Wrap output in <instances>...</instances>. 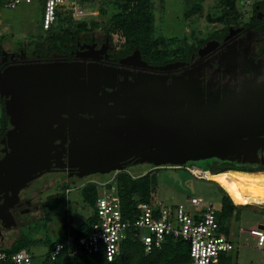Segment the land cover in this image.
<instances>
[{
  "label": "water",
  "instance_id": "obj_1",
  "mask_svg": "<svg viewBox=\"0 0 264 264\" xmlns=\"http://www.w3.org/2000/svg\"><path fill=\"white\" fill-rule=\"evenodd\" d=\"M8 55L2 52L0 66ZM121 63L135 69L59 59L0 69V98L12 124L0 159V194L12 200L1 205L6 227L16 224L10 205L20 191L63 166L65 155L80 178L127 170L130 162H257L264 149V81L221 85L218 77L243 71V64L228 58L226 69L206 81L204 65H152L138 49Z\"/></svg>",
  "mask_w": 264,
  "mask_h": 264
},
{
  "label": "trees",
  "instance_id": "obj_2",
  "mask_svg": "<svg viewBox=\"0 0 264 264\" xmlns=\"http://www.w3.org/2000/svg\"><path fill=\"white\" fill-rule=\"evenodd\" d=\"M185 1L187 3V9L184 13L185 18L203 15L204 2L206 0ZM216 1L218 5L213 7L206 17L210 23H221L226 30L227 26L233 22V19L238 18L242 14L240 8H238L240 6V1ZM115 4V11L105 25L96 19L91 22L86 19L74 20V6L67 4L64 10L58 11L57 22L48 30H44L43 26H41L40 33L33 36V38L36 37V39L32 38V40H35V43L38 44V51H41L43 56H48L51 52H67L69 48L76 44L77 38L81 33L88 31L92 32L102 28L106 34L117 37L116 44L124 54L138 49L143 59L153 65H162L172 61L188 59L191 53L205 42V38L199 36L200 32L194 28L191 33H187L182 37L157 36L153 0H116ZM4 39L5 35L0 36V47H2L1 43ZM0 101L4 104L3 99L0 98ZM1 112L0 130L5 119L8 117H6L3 107ZM209 161L203 169L209 170L212 174H221L227 170L264 172V167L256 169L232 167L223 165L221 161L216 158L213 159V162ZM189 162L195 163L197 161ZM187 166L193 165L187 163L180 167L186 169ZM155 169L139 176H133L128 170H122L117 173L116 181L118 193L122 201L123 211L127 217L135 214L136 205L139 201H151L153 199ZM67 188H69L68 184L62 185L63 191L60 193L59 197V201L62 203L63 208L67 206L68 201L66 195ZM221 188L224 194L217 217L223 232L228 235L230 229L229 223L226 222H230L238 207L246 206L250 203L237 204L231 195L223 187ZM79 190L83 201L91 208V214L85 223L79 226L72 225L70 222L71 217L68 216L69 210L66 211L65 209L61 213V219L63 220L62 226L65 229V235L63 237L57 239L51 238V229L49 228L48 234L44 237H30L24 234L19 239L12 242L10 246L4 249L0 247V250L11 253L24 248L31 249L39 243L46 244L50 250L56 243L63 241L69 231L77 235L83 234L84 230L88 229L96 219L98 187L95 183H87L82 185ZM55 200L54 197H51L45 205V216L42 219H45L47 224L54 220L55 212L52 207L55 205L53 204ZM32 236H34V234ZM42 264H190V248L187 241L169 237L162 248H155L151 252H146L139 238L133 234L123 241L120 246V254L113 261H108L107 258L100 253H83L80 256L74 257L64 252L55 260H51L47 254ZM218 264H239L234 250L222 254Z\"/></svg>",
  "mask_w": 264,
  "mask_h": 264
},
{
  "label": "rangeland",
  "instance_id": "obj_3",
  "mask_svg": "<svg viewBox=\"0 0 264 264\" xmlns=\"http://www.w3.org/2000/svg\"><path fill=\"white\" fill-rule=\"evenodd\" d=\"M116 0H85L83 3L84 9L89 13L82 18L74 17V20L86 19L99 20L105 25L112 13L115 11ZM240 1V11L243 13L245 8V0ZM154 13L156 17V35H163L165 37H182L187 33H191L193 28L199 33L202 38H207L214 27H220L219 24L210 23L206 17L209 11L218 5L216 0H206L204 2L203 15H195L190 18H185L184 13L187 9L185 0H153ZM44 14V0H32L30 3L23 2L17 8L12 10H4L0 14V36L5 35L2 41V46L5 49L14 50L24 43H29L33 36L41 31ZM102 28L96 29L95 33L99 35L103 33ZM112 39L117 42V37L112 36ZM2 112L0 111V117ZM208 160L197 161L195 163L188 162L193 166L200 168L206 167ZM210 162V161H209ZM153 164L140 163L132 164L127 167V170L134 176H139L151 170ZM155 184L153 191V198L163 202L166 206H176L179 203H184L190 211H194L195 207L191 204L189 197L200 196L203 197L206 203H214L220 207L223 190V185L217 180L198 179L189 173L184 167L163 166L154 170ZM227 172H230L226 175ZM224 174L228 180L232 181L231 176L239 174L252 176L254 173L249 171H235L228 170ZM264 175V174H260ZM107 174L96 173L91 175L93 178H105ZM88 178H80L77 180H68L65 177H60L58 174H48L33 183L31 188L25 189L24 194H29L35 188L42 185V188L47 190L44 196L49 193H56V186L59 183L63 185L68 184L73 190L70 191L69 201L70 205L63 208L62 203L56 199L52 208L55 212L54 220L49 224L45 219L32 221L31 225H24L21 228L5 231V242H0V247L3 249L10 246L12 242L19 239L26 234L30 237L45 236L48 234L50 228L52 232L51 238L57 239L65 235L63 228V220L61 213L63 210H69L71 224L79 226L87 220L91 214V208L83 201L79 188ZM227 189L223 187L233 198L236 203H241L236 190L231 182L227 180ZM62 192V186H61ZM59 191V190H58ZM60 195V193L58 194ZM247 204V203H244ZM229 223L230 239L235 243L234 253L239 264H264V248L257 246V238L250 233V229L264 224V205L249 204L238 207ZM34 234V236H32ZM31 252L35 254L34 264H39L45 259L48 254L49 247L44 243H39L33 246Z\"/></svg>",
  "mask_w": 264,
  "mask_h": 264
},
{
  "label": "built area",
  "instance_id": "obj_4",
  "mask_svg": "<svg viewBox=\"0 0 264 264\" xmlns=\"http://www.w3.org/2000/svg\"><path fill=\"white\" fill-rule=\"evenodd\" d=\"M31 1L0 0V14ZM84 1L44 0L43 29L48 30L57 22L58 11L64 10L67 4L74 6L75 17L87 16L89 13L83 7ZM155 168L158 167L151 170ZM186 169L198 179L212 180L209 178L212 174L209 170L196 166H187ZM119 171L107 173L105 178L86 177L88 179L83 185L95 183L98 187L96 219L81 235L69 231L63 241L56 243L48 251L51 260L67 252L74 257L83 253H100L108 261H113L120 254L123 241L133 234L139 238L146 252L162 248L169 237L187 241L190 264H218L222 254L235 249V243L223 232L218 221L220 207L214 203H206L200 196L189 197L195 207L194 211L187 209L184 203L170 207L153 198L151 201H139L135 214L127 217L118 193L116 176ZM71 190L73 188L66 189L67 199ZM67 205H70L69 199ZM250 233L257 238V246L264 248V228H252ZM34 259L35 254L26 248L11 253L0 250V264H34ZM42 263L43 261L39 264Z\"/></svg>",
  "mask_w": 264,
  "mask_h": 264
},
{
  "label": "flooded vegetation",
  "instance_id": "obj_5",
  "mask_svg": "<svg viewBox=\"0 0 264 264\" xmlns=\"http://www.w3.org/2000/svg\"><path fill=\"white\" fill-rule=\"evenodd\" d=\"M244 6L246 9L238 18L233 19V22L227 26L226 30L221 23L215 22L214 24H219L220 27H214L209 36L205 38V42L193 51L188 59H184L179 62H184L186 64L199 63L200 65H204L206 70L205 80L208 81L209 75L215 69L219 67L221 69H226L225 63L228 58H231L236 60L238 64H243V71H241V68L238 67L237 70L231 71V73L237 71V74L235 75L228 73L225 74L223 71L219 72L218 77L221 85L228 81V79H230L232 85L240 84L246 79L264 81V0H245ZM33 39H36V37ZM35 42V40H31L29 43H24L14 50L5 49L3 46L0 47V56L4 50L9 52L8 60L2 62L0 69L5 68L11 63L20 64L39 59H59L63 61L83 60L87 63L96 62L107 66H125L131 70L135 69L133 64L127 66L121 63V59L131 55L135 50L128 54H124L120 47L112 39V36L106 34L105 32L100 33L99 35H97L95 31L81 33V35L77 38L76 44L69 48L67 52H51L48 56H43L42 52L38 51V44ZM200 49H203L202 53H200ZM12 53H15L13 58L10 57ZM179 71V68L175 70L177 73ZM2 107L4 108V104H2ZM7 116L8 115L6 114V117ZM11 128L12 124L8 116L0 130V159L5 155V149L8 146V144L3 142V139L6 136L7 131ZM213 159L214 158L210 159V162H213ZM220 161L223 165L232 167H244L248 169L264 167V149L260 148L258 150L257 162L252 163L238 160ZM61 163L63 166L54 167L51 172L45 173L41 177L29 182V184L20 191L18 199L13 202L14 204L10 205V211L16 220V224L11 227H6L5 224L10 222V220L3 221V219L0 218L1 243L5 242V231L21 228L24 225L29 226L32 221H38L40 218H43L46 211L45 205L51 197L59 200L60 195L58 194L61 193L60 188L63 184L59 183L56 186L57 192L54 194L49 193L47 196H44L47 187L42 188V185L30 191L29 194H24L25 189L31 188L35 181L40 180L44 176L51 173L58 174L60 177H65L71 181L80 179L76 168H71L68 165L67 155L64 156ZM132 164L134 163L130 162L128 166ZM153 167L154 166L151 168ZM229 173L230 172H227L226 174ZM253 173L264 174V172ZM11 202L12 200L9 195L5 197L3 194H0V210L1 205H8Z\"/></svg>",
  "mask_w": 264,
  "mask_h": 264
},
{
  "label": "bare ground",
  "instance_id": "obj_6",
  "mask_svg": "<svg viewBox=\"0 0 264 264\" xmlns=\"http://www.w3.org/2000/svg\"><path fill=\"white\" fill-rule=\"evenodd\" d=\"M227 175V174H226ZM232 181L224 174H210L209 178L219 181L227 189L226 183L223 181L227 180L229 184H233L240 200L243 203H255L264 204V175L254 174V175H242L231 176Z\"/></svg>",
  "mask_w": 264,
  "mask_h": 264
},
{
  "label": "crops",
  "instance_id": "obj_7",
  "mask_svg": "<svg viewBox=\"0 0 264 264\" xmlns=\"http://www.w3.org/2000/svg\"><path fill=\"white\" fill-rule=\"evenodd\" d=\"M237 204H244V203L241 202V203H237ZM250 204H255V203H250ZM257 205H264V204H257ZM220 207H221V204H220ZM257 227L264 228V224H260V225L257 226ZM254 228H256V227H254ZM228 235H230V230H229V234H228Z\"/></svg>",
  "mask_w": 264,
  "mask_h": 264
}]
</instances>
